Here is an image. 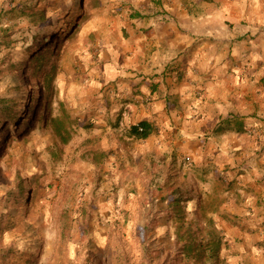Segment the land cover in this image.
I'll return each mask as SVG.
<instances>
[{"label": "rangeland", "instance_id": "1", "mask_svg": "<svg viewBox=\"0 0 264 264\" xmlns=\"http://www.w3.org/2000/svg\"><path fill=\"white\" fill-rule=\"evenodd\" d=\"M102 1L0 0V30L15 40L9 49L0 47V97L24 104L27 93L40 92L43 80L33 81L23 66L30 54L51 47L46 43L34 49L37 35L51 32L57 40L52 108L36 109L34 123L0 149L5 153L0 159V216L8 215L0 222V264H85L87 257L93 264H254L238 261L240 242L225 241L220 215L201 217L199 204L217 201L202 195L205 182L175 180L171 174L155 187L152 176L141 174L146 170L141 165L140 173L131 171L134 165L125 156L135 142L115 131L114 121L105 116L110 103L105 110L99 105L105 87L93 79L95 49L84 59L83 35ZM30 10L46 16L36 29ZM58 103L74 122L67 144L38 122V114L56 115ZM19 182H26L27 197L15 207L4 206ZM177 191L183 192L181 201ZM158 198L169 200L156 205ZM188 198L195 201L186 202ZM188 244L193 251L186 252Z\"/></svg>", "mask_w": 264, "mask_h": 264}, {"label": "crops", "instance_id": "2", "mask_svg": "<svg viewBox=\"0 0 264 264\" xmlns=\"http://www.w3.org/2000/svg\"><path fill=\"white\" fill-rule=\"evenodd\" d=\"M97 8L83 48L84 59L91 48L97 55L99 105L110 103L104 113L115 131L154 128L145 140L127 134L131 171L141 165L154 186L171 174L205 182L202 195L221 202L223 235L240 242L238 261L264 264V0H104Z\"/></svg>", "mask_w": 264, "mask_h": 264}, {"label": "trees", "instance_id": "3", "mask_svg": "<svg viewBox=\"0 0 264 264\" xmlns=\"http://www.w3.org/2000/svg\"><path fill=\"white\" fill-rule=\"evenodd\" d=\"M201 2H210L211 0H199ZM76 15V14H73ZM77 16V15H76ZM29 18L30 23L35 27V29L45 23L46 16L42 10H30L29 11ZM71 26V21L68 22ZM59 24H62V20L59 21ZM65 26H62L64 28ZM55 38L54 34L51 32H42L34 38L35 46L34 49L38 48V46H43L44 44L48 43V46L38 50V52H34L28 56L25 65L26 70L30 72L32 80L35 81L37 77L43 80L44 83L40 86V92L35 91L34 89L31 91L30 94L27 93L26 99L24 100V104L20 102L19 99H7L0 97V149L3 147H7L11 144L12 141L15 140V136H21L23 131L27 129L28 123H34L36 117V109H44L50 110L53 104V94H54V80H55V65L52 61L53 56V47L57 40H53ZM52 39V41L50 40ZM58 39V38H57ZM51 44H49L50 42ZM15 43V40L11 38V33L8 30H0V47L11 48V45ZM36 44H38L36 46ZM29 51V50H28ZM16 67V66H15ZM19 67V66H17ZM22 67V68H23ZM19 68L16 70L18 71ZM22 104V105H21ZM27 113L25 117H23ZM33 116L29 119V116ZM23 117L21 124H17V121ZM28 121L26 124L25 122ZM38 122L39 124L43 125V127H48L51 133L62 143L67 144L72 138L73 132V120L66 111L64 105L62 103H58L57 114L52 115L51 112L47 115L42 116L38 114ZM30 127H33L30 124ZM16 132L15 135L9 136L8 139L6 138L9 132ZM154 133V128L147 122H140L136 125L131 126L127 134L130 138L135 140H145L150 135ZM5 156V153H0V159ZM26 182H19L17 184V188L14 191L10 192V198L6 200L3 204L4 206H9L13 204L15 207L19 204L20 200H23L27 197V192L24 190L27 189V186H24ZM175 194L178 198V201L182 200L183 192L177 191ZM180 198V199H179ZM190 202L193 203L195 198H188ZM169 199H161L158 198L155 200V204L158 205L163 201H168ZM212 201V200H211ZM170 202H175L174 199L170 200ZM177 202V201H176ZM221 205L220 201H212L209 202L206 206H201L199 204L198 208L202 212L201 217L203 219L208 218V220L212 219L214 215L217 213V209ZM25 207V206H24ZM5 209V208H4ZM7 212H4L0 216V222L5 223ZM219 229L223 232L222 228L219 225ZM223 235V234H222ZM225 237V235H223ZM225 241H229L225 237ZM231 242V241H230ZM186 252L193 251L192 246L188 244L185 247ZM85 264H93L91 262V258L87 257L85 260Z\"/></svg>", "mask_w": 264, "mask_h": 264}]
</instances>
